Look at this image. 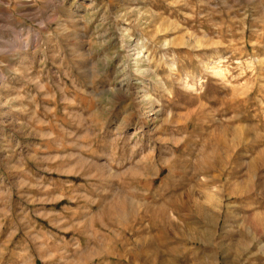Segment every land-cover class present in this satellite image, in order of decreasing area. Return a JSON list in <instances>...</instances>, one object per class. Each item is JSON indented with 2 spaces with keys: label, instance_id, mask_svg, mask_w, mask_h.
I'll list each match as a JSON object with an SVG mask.
<instances>
[{
  "label": "rangeland",
  "instance_id": "obj_1",
  "mask_svg": "<svg viewBox=\"0 0 264 264\" xmlns=\"http://www.w3.org/2000/svg\"><path fill=\"white\" fill-rule=\"evenodd\" d=\"M0 264H264V0H0Z\"/></svg>",
  "mask_w": 264,
  "mask_h": 264
},
{
  "label": "bare ground",
  "instance_id": "obj_2",
  "mask_svg": "<svg viewBox=\"0 0 264 264\" xmlns=\"http://www.w3.org/2000/svg\"><path fill=\"white\" fill-rule=\"evenodd\" d=\"M214 72H215V71H214ZM157 112H158V111H156V113H157ZM161 112H162V111H161ZM161 112H160V113H161ZM211 145H212V144H211ZM222 147H223V146H222ZM221 151H222V150H221ZM227 152H228V151H227ZM225 153H226V152H225ZM204 154H205V153H204ZM215 154H216V153H215ZM216 155H218V154H216ZM207 156H208V155H207ZM218 158H219V157H218ZM208 160H209V159H208ZM208 163H209V162H208ZM206 164H207V163H206ZM210 164H211V163H210ZM213 165H214V164H213ZM211 166H212V165H211ZM172 175H173V174H172ZM159 210H160V209H159ZM158 214H159V212H158ZM158 214H157V215H158ZM163 218H164V217H163ZM164 225H165V224H164Z\"/></svg>",
  "mask_w": 264,
  "mask_h": 264
}]
</instances>
